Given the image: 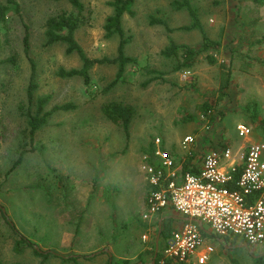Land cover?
Here are the masks:
<instances>
[{"label":"rangeland","instance_id":"rangeland-1","mask_svg":"<svg viewBox=\"0 0 264 264\" xmlns=\"http://www.w3.org/2000/svg\"><path fill=\"white\" fill-rule=\"evenodd\" d=\"M16 1L18 12L6 11L0 21V205L22 235L61 256L43 257L27 245L15 250L16 235L0 212V264H104L97 256L106 250L147 263L163 227L159 216L153 221L142 217L149 183L141 165L153 160L152 141L159 137L177 153L183 136L200 132L198 114L205 102L228 139H235V125L243 122L255 131L251 139L264 140V0H189L202 29L218 44L197 54L187 68L177 67L179 53L162 54L170 43L202 44L199 28H184L191 23L186 8H177L173 0H134V13L124 14L122 26L128 37L125 54L136 61L111 87L114 63L93 65L87 83L81 76H61L60 68H79L80 58L67 53L63 42L47 44L45 37L50 16L78 14L75 38L86 55L113 57L119 38L105 36L104 30L113 12L110 0H81L80 13L66 0ZM150 17L165 24L151 23ZM250 40L261 41L249 47ZM206 54L229 67L223 91L218 63H209ZM29 57L37 85L31 101L26 95ZM41 96L48 97L44 110L52 111L30 140L27 112H35ZM111 102L132 112L127 135L121 121L105 113ZM63 104L67 107L52 109ZM20 150L22 159L12 168ZM202 226L204 241L215 249L207 264H217V256L221 264H264V244L239 246V237L220 258L222 245L207 223Z\"/></svg>","mask_w":264,"mask_h":264},{"label":"built area","instance_id":"built-area-1","mask_svg":"<svg viewBox=\"0 0 264 264\" xmlns=\"http://www.w3.org/2000/svg\"><path fill=\"white\" fill-rule=\"evenodd\" d=\"M211 113L207 109L198 114L200 132L183 136L176 155L156 137L153 160L141 165L152 186L143 219L168 208L185 217L172 228L153 264H186L192 256L198 263L206 261L213 247L205 244L203 229L194 219L207 223L216 236L239 237L250 246L264 244V140L251 139L255 131L243 122L235 125V139H228ZM191 154L190 164L197 171H182L177 162Z\"/></svg>","mask_w":264,"mask_h":264},{"label":"trees","instance_id":"trees-1","mask_svg":"<svg viewBox=\"0 0 264 264\" xmlns=\"http://www.w3.org/2000/svg\"><path fill=\"white\" fill-rule=\"evenodd\" d=\"M68 1L79 13L83 10L84 5L81 0H66ZM256 2H260L261 0H255ZM6 4L0 5V21L4 20L5 12L8 10H14L15 12H18V3L16 0H5ZM133 3L134 0H110L109 4L113 8V12L108 15L105 19L104 24V30H105V36L110 37L114 34L118 35V43L116 47V53L113 57L109 56H102V57H89L86 55L82 47L79 45L75 38V31L81 24V18L78 14L73 13H59L57 15L50 16L46 22H45V37H46V43L47 44H53L55 42L61 41L65 44V51L67 53L75 52L81 61V66L79 68H70V69H63L60 68L58 70V73L61 76L64 77H70V76H81L83 78L84 82H88L89 78V69L95 65V64H110L114 63L116 64V73L114 78L109 82L108 87H111L115 85L119 80L122 79L123 73L125 71V67L128 64L134 63L136 60L135 58L125 54L124 46L128 42V37L125 36L123 26H122V19L124 14L133 15ZM173 4L176 5L177 8H186L188 15L191 18V23L188 26H185L184 28L191 29V28H199L202 33V44L199 48H195L188 45H177L174 43H170L169 46L164 48L162 50V54L165 56H169L173 53H179L181 61L178 64V68H187L190 67L193 64V61L195 59V56L201 52L207 51L210 47L217 45L218 43L211 40L206 32L202 29L199 18L196 14L195 9L190 5L189 0H173ZM151 23H159V24H165V22L159 18L150 17ZM24 35H23V49L26 55H28L29 51V33L27 30V26H24ZM261 40H250L248 43V46L251 47L256 43H259ZM209 63L215 64L218 63V66L220 68V75L221 80L219 84V89L223 91L226 87L229 85V76H230V70L229 67L225 64L224 61L217 62L216 58L212 56L211 54H206L205 56ZM30 62V75H29V81L27 84V90L26 95L28 101L32 100L33 97V91L37 87L35 82V64L33 60L29 57ZM185 71V70H183ZM47 96H41L36 99V109L34 113H31L30 111L27 112L28 115V131L27 135L30 140H33V136L37 129L40 128L42 124L45 123L47 120V117L51 113L52 110H44V105L47 101ZM67 105L63 104L60 106H54L52 109H58V108H66ZM202 111H206L207 109H210V104L205 102L202 104ZM105 113L107 117L111 119H117L120 120L122 123L123 130L125 134H128V127L129 122L132 116V112L128 106H124L115 102L109 103L105 107ZM212 117V114L211 116ZM256 120V115L252 116V121ZM260 125L262 126V132L264 131V121L260 120ZM264 137V134H262ZM165 147V146H164ZM154 148V143L152 141L151 144V150L152 152ZM168 148V147H166ZM170 150V153L172 155H176V152L173 150V148H168ZM23 155V150H20L18 153V157L12 164V168L17 165ZM193 154L189 155V157L182 162L181 164V170L182 171H191L196 172L197 168L194 167L192 164H190V160L192 159ZM65 184L61 188V193L66 192ZM148 190L152 188L150 184H148ZM169 209V208H168ZM167 210V209H166ZM166 210H161L159 214H162V212H166ZM0 212L2 214L3 219L5 222L9 225V227L12 229L13 233L16 235L15 250H20L22 246L27 245L29 247H32L34 253L41 255L43 257L49 256V254L59 255L57 253H54L50 250H43L40 247H37L34 242L29 240L27 237L22 235L20 231L16 228L15 224L8 218L4 208L2 205H0ZM172 219L171 216L166 217L165 221H162V229H160V236L161 238H167V236L170 234L172 230V226L170 224V220ZM204 233V231H202ZM224 240L233 239L235 237L230 236H223ZM160 250V248H159ZM159 250L156 253V256L154 257V261L157 260L159 257ZM89 256V255H88ZM69 258L73 259L75 258L74 255L68 256ZM108 264H127V259H113V255L109 253L108 256ZM260 257V256H259Z\"/></svg>","mask_w":264,"mask_h":264},{"label":"crops","instance_id":"crops-1","mask_svg":"<svg viewBox=\"0 0 264 264\" xmlns=\"http://www.w3.org/2000/svg\"><path fill=\"white\" fill-rule=\"evenodd\" d=\"M142 209H143L142 211H144V209H145V199H144V201L142 203ZM156 216H159V225H160V222L165 221L166 217L171 216L172 219L169 222H170L172 228L180 226L181 223H182V220H183V219L180 218V217H183V216H181L180 214H176V213L170 212L169 209H167L166 212H162V214H157ZM156 216H153L148 221H153ZM158 230H159V228H158ZM157 235H158V231H157V234L155 236V245H154L155 248H154L153 255L150 258V260L147 261V263L144 260H140L137 263L129 262L132 259L131 257L123 255L121 253H117V255H115V254H113L112 252H110L108 250H106L107 251L106 253L97 256L98 257L97 259H99V260L102 259V262H104V264H108V258H109L108 256H109V253H110V254L114 255L116 259H120V260L121 259H127L128 260L127 264H132V263L133 264H152V260L154 259V254L157 253L159 248H162L164 246L165 239H166V238H161L160 233L158 235V238H157ZM204 235H206V232H204ZM216 238L218 239L219 243L222 245L221 249L220 250L218 249V253H220V258H221V254L223 253V251L228 249V248H230V247H233V244L238 240V239H235L233 241H232V239L224 240L223 237H219V236H216ZM158 240H160V244L161 245L159 244ZM205 244L206 245H211L210 243H206V242H205ZM244 244H246L245 241L240 239L239 246H244ZM245 246H248V245L246 244ZM214 251H215V249L213 248L212 252L208 253V257H207V259H206V261L204 263H198L196 261V257L192 256L190 258L189 262L186 263V264H207V262L212 259V253ZM95 253L96 252H93L91 255H95ZM91 255H89V256H91ZM216 260L218 261L217 264H221L222 260L219 259V256L216 257Z\"/></svg>","mask_w":264,"mask_h":264},{"label":"water","instance_id":"water-1","mask_svg":"<svg viewBox=\"0 0 264 264\" xmlns=\"http://www.w3.org/2000/svg\"><path fill=\"white\" fill-rule=\"evenodd\" d=\"M181 219H185V217H180ZM198 224H199V226H200V228L201 229H203V226H202V222L200 221V220H198V219H194ZM159 233H160V227H159V230H158V235H159ZM158 235H157V238H158ZM246 244H244V246H245ZM156 256V254H154V257ZM154 263V259L152 260V264Z\"/></svg>","mask_w":264,"mask_h":264}]
</instances>
